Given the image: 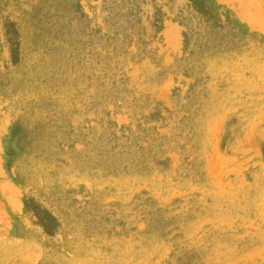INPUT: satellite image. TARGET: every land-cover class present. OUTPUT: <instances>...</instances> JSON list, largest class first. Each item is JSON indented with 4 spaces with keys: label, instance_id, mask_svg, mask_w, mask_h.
Masks as SVG:
<instances>
[{
    "label": "rangeland",
    "instance_id": "obj_1",
    "mask_svg": "<svg viewBox=\"0 0 264 264\" xmlns=\"http://www.w3.org/2000/svg\"><path fill=\"white\" fill-rule=\"evenodd\" d=\"M0 264H264V0H0Z\"/></svg>",
    "mask_w": 264,
    "mask_h": 264
}]
</instances>
